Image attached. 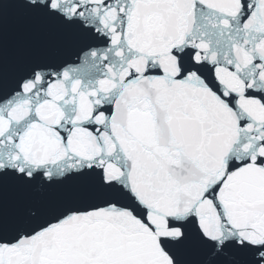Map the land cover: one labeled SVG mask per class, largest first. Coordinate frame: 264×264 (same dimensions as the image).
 Masks as SVG:
<instances>
[{
    "label": "water",
    "instance_id": "water-1",
    "mask_svg": "<svg viewBox=\"0 0 264 264\" xmlns=\"http://www.w3.org/2000/svg\"><path fill=\"white\" fill-rule=\"evenodd\" d=\"M0 264H264V0H0Z\"/></svg>",
    "mask_w": 264,
    "mask_h": 264
}]
</instances>
